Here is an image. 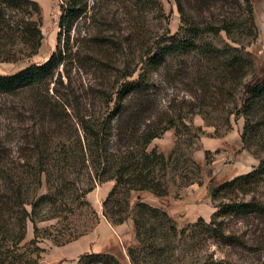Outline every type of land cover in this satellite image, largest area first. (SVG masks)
<instances>
[{
	"label": "rangeland",
	"instance_id": "obj_1",
	"mask_svg": "<svg viewBox=\"0 0 264 264\" xmlns=\"http://www.w3.org/2000/svg\"><path fill=\"white\" fill-rule=\"evenodd\" d=\"M42 7L44 39L38 53L22 57L17 61L0 60V73H14L32 63H41L49 58L57 48L62 32L61 46H68L69 58L63 80L57 75L44 88L25 92H5L0 90V137L14 148L18 155L19 146H32L31 143L41 135L43 114L36 112L31 100L35 95H47L54 104L55 125L62 124V131L53 140L62 145H71L79 138L85 145L86 133L79 122L77 113L91 121L103 119L108 114L114 117L110 130L109 151L117 157L125 153L130 145L136 146L140 131L133 126L128 108L114 111L112 105L104 102L105 94L113 90V85L122 82L119 70L128 61L139 58L144 44L152 42L157 33L176 32L181 16L176 0H159L158 5L135 7L133 0H88L87 11L78 17L70 30L60 27L62 0H37ZM190 14L202 22H213L231 11L222 0H183ZM258 36L255 40L245 33L236 31L231 37L241 41L253 52L256 66L264 70V0H253ZM233 11V9H232ZM225 31L212 37L216 45L235 43ZM220 58L219 60H221ZM217 58H210L197 51L171 52L163 64L151 71V111L148 122L167 124L174 118L175 124L161 136L156 137L149 149L158 146L167 155L182 152L188 158L187 166L191 178L185 180L176 173L169 172L166 180L170 193L164 199L146 192L145 199L151 204L165 208L175 219L179 234L172 242L176 264H201L210 254L215 258H226L243 264H264V222L257 218L238 216H219L227 233L238 238L234 243H225L213 237L203 225L190 228L186 234L180 231L196 222L200 216L207 221L216 212L215 206L221 200H214L212 190L215 186L238 175L251 171L264 158V118L260 112L255 119L260 121L254 132L246 133L247 147L242 139L245 118H236L232 113L235 102L242 103L241 86H235L228 78L226 66ZM133 63V66H134ZM57 81L55 83L54 81ZM57 88L58 96L55 94ZM132 99V98H130ZM112 104V103H111ZM75 105L79 109H74ZM37 107V105H36ZM111 107V108H110ZM114 111V112H113ZM79 116V115H78ZM45 122V118H44ZM183 122V123H182ZM186 124V127L184 125ZM254 128V127H253ZM130 144V145H129ZM256 150V151H255ZM90 164V160H87ZM91 165L85 166L81 173L71 177L61 193H55L54 185L45 184L40 193H48L50 201L43 202L38 212L42 218L39 225L48 228L40 235L39 245L46 250L41 253L37 264H49L52 260L48 252L58 241H65L91 229L99 212L88 203L83 192L91 185H97L90 178ZM193 172V173H192ZM92 177V176H91ZM240 193V197L249 198ZM116 196L123 200V206L136 203L138 195L126 193L120 188ZM140 196V195H139ZM264 199V182L256 192ZM138 207L135 206L134 209ZM127 212V211H126ZM123 213L126 215L127 213ZM50 217V218H49ZM153 221H157L152 219ZM132 228L126 234L130 244L138 243L134 220L129 218ZM158 223V222H157ZM26 241L34 236L33 222L28 220ZM150 240L162 245L169 244L163 228L157 226ZM128 244L115 253L122 264H132ZM64 261H61L63 264ZM81 264H114L96 255L85 256Z\"/></svg>",
	"mask_w": 264,
	"mask_h": 264
},
{
	"label": "trees",
	"instance_id": "obj_2",
	"mask_svg": "<svg viewBox=\"0 0 264 264\" xmlns=\"http://www.w3.org/2000/svg\"><path fill=\"white\" fill-rule=\"evenodd\" d=\"M135 7L160 6L159 0H133ZM201 1V0H200ZM223 9L226 5L231 8L221 18L213 22H202L190 14L183 0H176L181 16L179 29L176 32L157 33L152 42L144 44L139 58L127 61L119 70L122 82L113 90L105 94L104 102L112 105L114 111L133 106L130 111L132 124L140 131L136 139V146L130 145L128 150L120 156L109 151V134L112 128L111 114L94 122L77 113L79 122L86 133L85 145L79 138H74L71 145L56 143L54 138L62 131H57L62 124L55 125L54 104L46 95H35L31 103L34 110L43 114L42 133L32 146H19L18 155H14V148L9 146L0 137V264H37L41 253L46 249L39 245L40 235L48 228L39 225L42 218L38 208L43 202L50 201L48 193H40L45 185H54L55 193L71 182V177L81 173L85 166L91 165L90 178L98 184L114 180V186L103 201V213L115 225L132 218L136 229L138 243L130 244L128 239L127 250L132 264H176L174 259V242L179 234L175 219L169 212L158 205L151 204L145 199L146 192L164 199L170 193L168 181L169 172L189 180L188 158L182 152H172L169 155L160 151L158 146L149 149V145L156 138L175 124L174 118L167 124L162 121L148 122L151 111V71L155 66L163 64L171 52L197 51L207 57L217 58L223 66L228 68L227 76L235 86L242 88V103L235 102L232 113L236 118L244 116L245 125L242 139L247 147L246 133L248 129L254 132L260 122L255 120L262 113L264 118V70L256 66L253 52L248 46L233 37L236 31L245 33L253 41L258 36V26L255 20L253 0H222ZM62 15L60 27L70 30L73 22L87 11L88 0H62ZM162 8V7H161ZM233 9V11H232ZM42 7L37 0H0V60L17 61L22 57H29L38 53L44 39ZM225 31L235 43L227 42L216 45L212 37ZM57 48L49 58L41 63H32L14 73H0V90L5 92H25L27 90L44 88L54 79L63 80L64 71L60 68L68 63V46H61L62 32H59ZM134 63V66H133ZM57 83V81H54ZM25 90V91H24ZM57 88L55 91L58 96ZM132 98V99H130ZM130 101V103H128ZM112 103V104H111ZM37 105V107H36ZM74 109H79L73 105ZM110 107V108H111ZM113 111V112H114ZM79 115V116H78ZM45 118V122H44ZM183 123V122H182ZM184 125L186 126L185 122ZM188 127V126H186ZM254 127V128H253ZM256 151V150H255ZM90 160V164L87 163ZM249 172L238 175L230 180L218 184L212 190L214 200L225 198L215 206L216 212L212 219L207 221L200 216L196 222L183 228L180 233L186 234L190 228L203 224L213 237L225 243H234L238 238L226 232L219 216H238L257 218L264 222V199L256 196V192L264 182V158ZM193 173V172H192ZM97 184V185H98ZM97 185L84 189L87 194ZM126 193L136 192L138 198L131 209L123 206V200L116 196L120 188ZM253 192L251 197H240ZM140 195V196H139ZM143 197V198H140ZM93 205V204H92ZM137 206V209L134 207ZM127 211V212H126ZM127 213L124 215L123 213ZM50 218V217H49ZM99 218V217H98ZM157 220L153 221L152 219ZM28 220L33 222L34 236L26 241ZM98 221V219H97ZM158 222V223H157ZM97 223V222H96ZM95 223V225H96ZM94 225V226H95ZM93 226V227H94ZM157 226L163 228V233L169 244L162 245L156 240H150L157 231ZM92 227V228H93ZM91 228V229H92ZM89 229V230H91ZM87 230V231H89ZM81 232L70 235L65 241H57V245L70 242ZM103 257L108 262L122 264L113 253H89L82 256L77 264H81L86 256ZM201 264H243L226 258H215L208 255Z\"/></svg>",
	"mask_w": 264,
	"mask_h": 264
},
{
	"label": "crops",
	"instance_id": "obj_3",
	"mask_svg": "<svg viewBox=\"0 0 264 264\" xmlns=\"http://www.w3.org/2000/svg\"><path fill=\"white\" fill-rule=\"evenodd\" d=\"M114 180H107L98 184L87 197L99 212L96 225L78 238L50 248L48 255L52 260L49 264H77L79 259L91 253L108 252L115 254L119 248H124L123 241L132 228L130 222L113 224L103 213V201L114 186Z\"/></svg>",
	"mask_w": 264,
	"mask_h": 264
}]
</instances>
